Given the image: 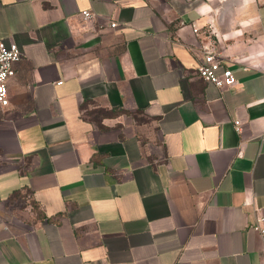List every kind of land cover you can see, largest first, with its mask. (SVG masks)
Here are the masks:
<instances>
[{
  "label": "crops",
  "instance_id": "obj_1",
  "mask_svg": "<svg viewBox=\"0 0 264 264\" xmlns=\"http://www.w3.org/2000/svg\"><path fill=\"white\" fill-rule=\"evenodd\" d=\"M0 40V264H264V0H0Z\"/></svg>",
  "mask_w": 264,
  "mask_h": 264
},
{
  "label": "built area",
  "instance_id": "obj_2",
  "mask_svg": "<svg viewBox=\"0 0 264 264\" xmlns=\"http://www.w3.org/2000/svg\"><path fill=\"white\" fill-rule=\"evenodd\" d=\"M81 15L84 19H88L93 15V12L90 9H82ZM181 23H184V21H181ZM115 24V21L110 23L111 26ZM189 24L197 37L198 47L201 51V58L197 64L199 75L220 88L235 84L237 78L230 66H223L219 69L222 62V55L216 44L218 28L214 20H209L204 25L197 24L196 22ZM21 56V49L14 40L8 42L0 40V107H5L9 104L7 79L14 74V63ZM234 125L238 131L241 130L242 125L240 119H234ZM263 222L264 215L261 213L253 223V227L262 235H264Z\"/></svg>",
  "mask_w": 264,
  "mask_h": 264
}]
</instances>
